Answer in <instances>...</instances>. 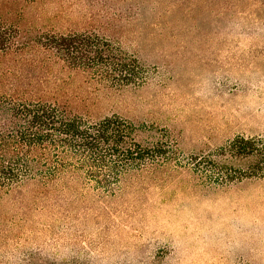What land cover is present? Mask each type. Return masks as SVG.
Here are the masks:
<instances>
[{
    "label": "rangeland",
    "instance_id": "rangeland-1",
    "mask_svg": "<svg viewBox=\"0 0 264 264\" xmlns=\"http://www.w3.org/2000/svg\"><path fill=\"white\" fill-rule=\"evenodd\" d=\"M14 18L20 42L94 34L135 56L140 86L64 73L41 96L92 121L118 116L168 153L70 214L30 184L1 191L0 264H264V179L213 185L191 160L264 137V0H29ZM0 62V87L25 89L22 57Z\"/></svg>",
    "mask_w": 264,
    "mask_h": 264
},
{
    "label": "trees",
    "instance_id": "trees-1",
    "mask_svg": "<svg viewBox=\"0 0 264 264\" xmlns=\"http://www.w3.org/2000/svg\"><path fill=\"white\" fill-rule=\"evenodd\" d=\"M0 1V60L20 55L30 67L22 76L29 81L25 89L14 82L0 87V192L30 184L31 198L65 214L74 202L115 198L126 177L157 165L168 152L140 144L136 128L118 116L92 121L72 115L44 99L40 86L50 76L56 83L68 73L113 89L136 87L146 82V69L135 56L94 34L20 42L14 15L29 0ZM191 160L194 171L213 185L264 179V137H237Z\"/></svg>",
    "mask_w": 264,
    "mask_h": 264
}]
</instances>
